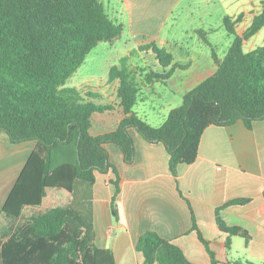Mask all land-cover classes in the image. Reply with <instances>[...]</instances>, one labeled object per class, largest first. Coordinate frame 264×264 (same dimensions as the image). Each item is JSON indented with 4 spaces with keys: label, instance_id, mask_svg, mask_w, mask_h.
<instances>
[{
    "label": "trees",
    "instance_id": "obj_1",
    "mask_svg": "<svg viewBox=\"0 0 264 264\" xmlns=\"http://www.w3.org/2000/svg\"><path fill=\"white\" fill-rule=\"evenodd\" d=\"M261 7L242 35L236 26L244 13L224 17V26L234 39L218 69L187 92L182 104L172 109L160 126L133 110L138 84L129 57H122L119 65L110 68L109 81H120L117 97L124 117L114 131L93 135V115L114 105L97 103L99 93L84 95L66 83L100 42L122 36L123 24L111 18L101 0H0V132L5 131L13 143H37L2 211L9 217L21 216L26 206L43 203L47 188L71 194L66 206L33 216L12 235L2 246L0 264H116L113 251L96 244L94 230L97 172L113 170L116 175L112 210L118 216L120 176L110 162L107 144L118 145L125 162L132 163L136 154L134 128L148 142L164 144L169 168L177 176L180 165L196 161L208 127L230 126L242 120L252 129L255 121L264 119V44L251 51L243 47L245 40L264 27V0ZM140 49L151 51L163 68L170 67L165 73H151L150 80L165 81L176 68H188L174 63L173 54L154 42ZM247 201L232 200L217 209L220 229L244 237L246 244L248 231L226 225L221 210ZM193 228L211 256V264H220L195 219ZM136 248L144 255L142 264H198L154 230L144 232Z\"/></svg>",
    "mask_w": 264,
    "mask_h": 264
},
{
    "label": "crops",
    "instance_id": "obj_2",
    "mask_svg": "<svg viewBox=\"0 0 264 264\" xmlns=\"http://www.w3.org/2000/svg\"><path fill=\"white\" fill-rule=\"evenodd\" d=\"M101 1L106 4L111 18L123 24V33L135 44L154 42L173 54L174 63L188 65L186 69L176 68L165 81L150 80L151 73H165L170 67L163 68L151 51L125 55L129 57V66L139 89L133 110L150 124L160 126L187 92L216 72L227 52L222 55L216 50L219 56V61H216L212 50L205 49L200 42L186 46L162 37L165 26L182 0ZM222 1L225 9H239V14L244 13L239 24L247 23V26L262 9V0ZM238 15L234 12L232 17ZM225 16L231 15L224 14L223 19ZM238 25L237 33L242 35ZM246 44L247 40L243 47ZM254 48L250 46L249 51ZM138 66H142L140 70H133ZM106 82L110 86L109 78ZM111 82L115 94L102 91L105 87L99 86L101 97L95 101L113 104L114 108L93 115L90 129L93 135L114 131L124 117L117 97L120 81ZM92 90L87 88L82 93L94 92ZM131 133L136 146L132 163L125 162L118 145H106L110 162L120 176L117 217L112 210V199L116 193V186L112 183L116 179L113 170L97 172L94 186L96 244L111 249L116 264L144 262L143 253L136 246L139 237L149 230L172 240L192 262L211 264V256L193 228L194 219L220 264H264V119L255 121L252 129L247 128L242 120L230 126L208 127L196 161L180 165L177 176L169 168V153L163 143L148 142L134 128ZM36 144L35 140L13 143L5 131L0 132V252L3 244L31 217L56 207L59 197L67 199L65 206L71 200L69 195L54 194L51 201L54 203L44 210L45 198L53 189L47 188L43 203L26 206L21 216L9 217L2 211ZM236 199L248 201L227 205L221 210V217L226 225L247 230L250 236L248 244L244 237L231 236L217 223V209ZM27 212L31 214L27 215Z\"/></svg>",
    "mask_w": 264,
    "mask_h": 264
},
{
    "label": "rangeland",
    "instance_id": "obj_3",
    "mask_svg": "<svg viewBox=\"0 0 264 264\" xmlns=\"http://www.w3.org/2000/svg\"><path fill=\"white\" fill-rule=\"evenodd\" d=\"M223 3L222 0H213L211 3L205 0H182L177 10L169 19L168 24L165 26L162 37L180 42L186 46H193L196 42H200L205 49L212 50L211 47H214L220 54H225L234 39V35L227 32L222 16L224 14L233 16L234 12H237L238 15L240 11H238L239 9H225ZM248 27L249 25L247 26V23H241L238 25V31L242 34ZM210 28H212V31H209ZM112 42L102 41L93 48L89 52L85 62L67 81L66 86L76 87L81 91L91 88L95 93H99L98 90H100V86L105 87L104 89L102 88V91L107 90L109 93L115 94L113 82L109 81L110 86H108L106 82L109 78L110 68L113 65H119L121 58L127 54L130 56L138 55L140 53H147V51L140 49L145 43L135 44L134 40L124 33L119 39ZM263 44L264 27L258 34L247 40V44L244 48L246 51H249L250 46H255L256 48ZM139 67L142 66L134 67L133 70H140ZM163 88L167 91L165 86H163ZM179 104H182V101L177 103V106ZM57 193H63L65 196L69 195V197L71 196V194L64 189H50L47 198H45L44 210L52 206L54 203L51 202L52 196ZM66 201L67 199L65 197H59L56 201L58 204L57 206H65ZM27 213V215L31 214L30 212ZM36 213H38V211H35V214Z\"/></svg>",
    "mask_w": 264,
    "mask_h": 264
}]
</instances>
